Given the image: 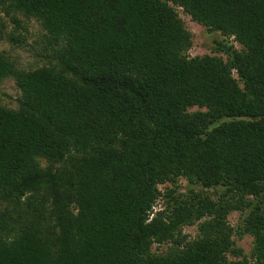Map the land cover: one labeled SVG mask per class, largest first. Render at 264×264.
<instances>
[{"label":"trees","instance_id":"obj_1","mask_svg":"<svg viewBox=\"0 0 264 264\" xmlns=\"http://www.w3.org/2000/svg\"><path fill=\"white\" fill-rule=\"evenodd\" d=\"M176 9L224 38V59L188 56ZM0 11L35 18L47 46L34 71L0 57V82L22 93L17 109L0 104V264H264V0H0ZM232 211L244 214L235 231ZM195 224L193 239L182 233ZM235 233L253 238L249 258Z\"/></svg>","mask_w":264,"mask_h":264},{"label":"rangeland","instance_id":"obj_2","mask_svg":"<svg viewBox=\"0 0 264 264\" xmlns=\"http://www.w3.org/2000/svg\"><path fill=\"white\" fill-rule=\"evenodd\" d=\"M180 19L182 20L185 29L191 35V48L188 51V56L202 57L204 55L220 56L225 58L223 54L216 53L215 41L223 40L224 38L219 33H208L204 27L191 21L190 17L182 13L180 9H176ZM14 19L19 21L20 28H15ZM9 36L17 37L18 43H11ZM237 50H241L242 46L235 43L232 38L227 40ZM46 43L44 39V31L42 30L40 23L33 17H26L23 14L14 13L12 16H6L0 11V57L6 58L12 64L15 69L22 71H34L43 67L47 59L46 56ZM22 98L21 90L17 84L16 79L8 77L0 82V104L11 110H15L18 107V101ZM197 108H192L190 111H197ZM45 165L42 163V166ZM179 188L177 189L178 196L182 195V199L186 198V192L188 183L185 179L178 181ZM172 186L169 183L159 185V191L164 194ZM201 188L199 186L195 187ZM206 191V190H205ZM210 198L216 199L217 194L213 190H208ZM206 193V192H205ZM164 200L159 199L154 211L160 210L163 207ZM244 214L241 215L237 211H232L227 217L229 225L235 231L242 223ZM198 232V224L193 226L183 227L182 233L193 239ZM234 247L240 249L242 257L249 258L253 248V238L249 235L239 236L234 234L231 237ZM153 251H158L155 246L152 247ZM162 250H165L163 247ZM228 259L234 260L232 255H228Z\"/></svg>","mask_w":264,"mask_h":264}]
</instances>
